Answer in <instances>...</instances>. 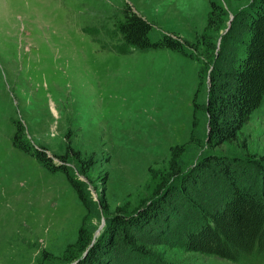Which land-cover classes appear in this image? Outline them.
Wrapping results in <instances>:
<instances>
[{
    "label": "rangeland",
    "instance_id": "1",
    "mask_svg": "<svg viewBox=\"0 0 264 264\" xmlns=\"http://www.w3.org/2000/svg\"><path fill=\"white\" fill-rule=\"evenodd\" d=\"M252 1L220 0L227 14L212 16L209 0H0V264H76L115 233L114 216L149 214L156 202L163 216L127 230L132 244L121 241L100 264H237L182 244L183 227L199 219L188 197L219 205L225 177L173 176L193 172L203 153L241 157L234 168L247 182L257 174L264 101L237 140L218 147L202 146L205 115L194 110L210 98L215 72L242 55ZM129 8L154 34L197 46L193 58L125 46L117 26ZM16 137L54 162L65 156L81 189Z\"/></svg>",
    "mask_w": 264,
    "mask_h": 264
},
{
    "label": "trees",
    "instance_id": "2",
    "mask_svg": "<svg viewBox=\"0 0 264 264\" xmlns=\"http://www.w3.org/2000/svg\"><path fill=\"white\" fill-rule=\"evenodd\" d=\"M209 1L212 16L215 13L227 14L220 0ZM243 12L247 37L242 55L229 70L215 72L210 80V98L202 99L194 108L196 111L201 109L205 115L208 133L205 137L207 143L202 142L203 147L223 146L237 140L252 114L264 101V0H253ZM117 28L125 46L140 50L167 49L189 58H193L195 50H198L197 46L174 34H154V25L130 8L127 9L125 20L119 22ZM28 144L20 137L14 139L17 148L34 156L45 169L64 173L77 190L81 189L82 183L75 179L72 164L65 156L54 162L43 148ZM201 157L193 161L192 165L196 166L193 172H175V180L181 184L189 180L198 182L202 179L199 174L201 170H211L213 174L225 177L228 190L224 200L213 208L201 198L188 197L199 219L195 218V221L183 227V246L187 251L218 256L237 264L264 263V158L262 161L250 162L256 167L257 174L252 181L247 182L240 178L239 171L234 168V164L242 163L241 157L214 153H203ZM75 158L84 165L91 164V160L83 159L79 151H75ZM76 168L78 173L87 176V168ZM196 170L198 173H195ZM181 188L187 194L185 186ZM156 203L149 209V214L140 211L136 215L119 214L110 219L109 224H115V233L103 239L99 246H93L76 264H100V256L108 254L121 241L132 244L127 230L163 216L159 208L161 205ZM137 248L143 254L146 253L143 247Z\"/></svg>",
    "mask_w": 264,
    "mask_h": 264
}]
</instances>
